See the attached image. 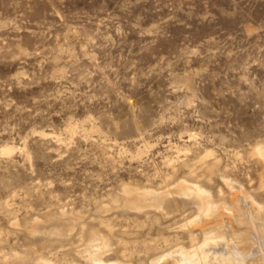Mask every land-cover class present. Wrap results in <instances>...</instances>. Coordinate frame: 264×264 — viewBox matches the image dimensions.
I'll return each instance as SVG.
<instances>
[{"label": "rangeland", "instance_id": "rangeland-1", "mask_svg": "<svg viewBox=\"0 0 264 264\" xmlns=\"http://www.w3.org/2000/svg\"><path fill=\"white\" fill-rule=\"evenodd\" d=\"M259 147L264 0H0V264L192 247L182 182L264 211Z\"/></svg>", "mask_w": 264, "mask_h": 264}, {"label": "bare ground", "instance_id": "bare-ground-1", "mask_svg": "<svg viewBox=\"0 0 264 264\" xmlns=\"http://www.w3.org/2000/svg\"><path fill=\"white\" fill-rule=\"evenodd\" d=\"M259 151L261 152V154H263V152H264V151H261L260 147H259ZM262 156L264 157V154ZM185 183H186V181H185ZM127 187H129V186L127 185ZM127 187H126V189H127ZM130 187H132L131 192L136 191V192L142 194L143 196H144V194H146L148 192V191L147 192H145V191L141 192V189L139 187H134V186H130ZM181 187L185 188L184 191H186V189L188 191L192 190L191 192L195 193V195L197 196L196 198H198V200L200 202V204H199L200 210H199V214H197L200 217H199V219L197 218L198 219L197 221H199V222L201 221V223H202L203 222V219H202L203 216L208 217V219L210 220L207 224H205V223H202L204 225L200 224L201 227L203 226L202 228H203L204 233H205L204 238L201 241L197 242L196 244L191 245L192 247H186L185 245L181 244L176 249H172L170 251L163 252V254L153 258L151 261V264H159L160 261H163V264H167L169 260H171V264H249L248 263L249 255L251 254V256H252L255 252L259 253L258 255H260L261 264H264V211L261 208L262 206H259L256 204L258 202L257 199H255L257 202H255V200H253L252 207L249 206L251 208L250 209L249 207L245 208V206L244 207L242 206V202L244 201L242 199V194H241V196H239L240 194L239 195L235 194V197L230 199V201L228 202L225 198L215 200L214 198L210 197V195H209L210 193L208 194L207 190L205 191L204 189H202L199 186H192L189 184H184L182 182ZM178 189H179V186H178ZM127 191L128 190H126V192ZM245 191L246 190L243 189L242 192H245ZM149 193H150V191H149ZM150 194H152V193H150ZM147 195H148V193H147ZM135 196H134V198H135ZM247 196L249 197V193ZM155 197H153V198H155ZM251 197L252 196L250 195V198ZM134 198L132 197L131 199H134ZM153 198H152V200H154ZM142 199H141V201H142ZM144 199L146 200V197ZM244 199H246V198H244ZM251 200L252 199H250V202H251ZM141 204H142V202H141ZM148 204L154 205V206H161L160 201L157 199L148 203ZM145 206H146V204H145ZM195 217H193V218H195ZM261 219H263V221ZM192 222H193V219H192ZM199 222H197V223H199ZM194 224H195V222H194ZM241 224L246 225V231L245 232H242L241 227L243 225H241ZM240 225H241V227H240ZM227 226L231 227L230 228L231 231H230L229 235L225 231V228ZM235 226H238L240 229H237V227H235ZM104 237H106V236H104ZM242 238H245L247 241H243L245 239H242ZM102 239H103V237H102ZM193 239H195V238H193ZM107 240H108V238H107ZM93 241L91 240V242H93ZM109 243H112V242L109 241ZM99 244H98V247H99ZM104 245L106 246L107 243L104 242ZM108 245H107V247H108ZM241 245H242V247H241ZM105 246L100 245V249H102V247L104 248ZM100 249L98 248V250H100ZM88 251H85V252L87 253ZM85 252H84V254H85ZM91 252H92V254L91 255L89 254V255H90L91 260L93 261V264H125V262H123L122 260L120 261V260H116V259L115 260L103 259L101 256V253H102V255L104 254L103 251H101V253L99 251H96V252L91 251ZM116 252H117V250H116ZM84 254H82V256ZM86 255H84V256H86ZM89 255H87V256H89ZM87 259L89 260V258H87ZM85 260H86V258H85ZM92 261H90V262H92ZM126 263H128V262H126Z\"/></svg>", "mask_w": 264, "mask_h": 264}]
</instances>
